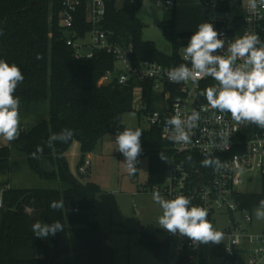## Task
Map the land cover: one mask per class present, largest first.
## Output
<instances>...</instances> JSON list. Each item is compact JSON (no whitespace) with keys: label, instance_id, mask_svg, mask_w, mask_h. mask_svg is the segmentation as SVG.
I'll list each match as a JSON object with an SVG mask.
<instances>
[{"label":"trees","instance_id":"trees-1","mask_svg":"<svg viewBox=\"0 0 264 264\" xmlns=\"http://www.w3.org/2000/svg\"><path fill=\"white\" fill-rule=\"evenodd\" d=\"M141 1L125 0L122 6L107 7L104 29L112 31L120 41L132 44V61L150 60L162 64L180 63L178 50L189 32H176L174 25H163V34L172 43L166 55L152 41L143 40V24L136 17ZM59 0H0V59L16 64L24 80L14 95L20 98L19 112L34 119L29 128H19L16 139L23 150L27 166L40 178L59 181L62 188L19 189L8 181L0 184V264H114L115 252L107 244L108 234L97 219L94 182H81L69 171L65 154L73 140L80 143L78 168L86 155L105 134L126 129L121 117L134 111L132 88L135 82L99 85V77L114 68L112 55L99 52L90 59H77L62 39L58 26ZM147 108L154 107V96L145 82ZM138 116L141 115L137 111ZM72 129L68 142L49 143L53 134ZM42 149L38 151L37 149ZM142 152L148 157V182H154L160 163L172 155L170 143L158 129L142 130ZM11 149L0 146V171L7 170ZM200 162V160H198ZM137 166V164H136ZM88 173V171H87ZM86 173V174H87ZM264 199V179L260 192L242 193L236 197L241 209L251 210ZM63 201L64 208L53 210L52 201ZM40 221H60L63 231L47 238L33 234L32 225ZM139 243L164 263L172 259L170 243L156 238V228L142 226ZM225 258L222 247L208 244L196 252L197 264H217ZM173 264H193L187 252L177 256ZM225 264H235L227 259Z\"/></svg>","mask_w":264,"mask_h":264},{"label":"built area","instance_id":"built-area-1","mask_svg":"<svg viewBox=\"0 0 264 264\" xmlns=\"http://www.w3.org/2000/svg\"><path fill=\"white\" fill-rule=\"evenodd\" d=\"M124 1L59 0L57 21L63 33L62 39L75 58L90 59L99 52L113 56L114 68L106 70L99 77L98 84L115 82L124 86L135 82L132 88L133 105H137L138 111L146 117L148 128L158 129L171 145L173 153L160 163L159 171L153 175L155 181L149 183L147 175L140 190L159 192L167 199L180 195L190 198L193 206L208 211L207 219L213 227L216 216L229 215L230 224L221 231L223 239L218 244L225 254V262L233 259L235 264H264V231L250 232L233 219V213L238 212L247 225L252 222L250 211L241 209L236 197L244 193L239 188L243 184L252 185L257 180L261 187V180L264 179V128L251 123H237L230 113L212 109L206 97L201 95L209 87H218V82L212 77L202 76L180 83L168 78L171 68L181 64L191 67L184 53L190 38L178 39L183 43L178 50V64L132 61V44L120 41L112 31L103 27L109 4L118 7ZM140 1L142 4L143 0ZM159 4L174 7L176 0H157L155 5ZM203 4L207 22L213 25L224 41V46L216 50L215 55H229L230 43L246 32L257 34L264 42V0H256L255 8L250 7V0H204ZM242 63L243 60L238 58L234 67ZM145 82L150 84L149 92L155 98L152 109L147 108L144 99ZM194 109L200 113V119L196 122L197 127L190 130L191 142L185 144L170 140L173 129L166 125V118L179 114L181 119L186 120ZM208 155L218 157L225 167L219 171L203 167L201 161ZM83 163L80 172L86 174L89 157ZM2 204L0 191V207ZM165 239L170 243L172 255L178 256L185 251L192 263L196 252L206 246L166 230Z\"/></svg>","mask_w":264,"mask_h":264},{"label":"clouds","instance_id":"clouds-1","mask_svg":"<svg viewBox=\"0 0 264 264\" xmlns=\"http://www.w3.org/2000/svg\"><path fill=\"white\" fill-rule=\"evenodd\" d=\"M256 0H250V7L255 8ZM260 47H257V45ZM224 46L218 32L208 22L201 23L198 30L190 37L184 47L185 59L190 62L171 68L167 75L175 83L196 80L198 77L210 76L218 82V87L205 89L201 95L206 97L210 107L220 113H230L237 123H251L264 128V42L257 34L245 33L230 43L229 55H215L216 50ZM243 60L242 65L234 67L236 61ZM24 76L16 64H9L0 59V137L6 141H15L19 136L20 98L15 96L17 86ZM200 113L195 109L181 119L179 114L166 118V125L173 129L169 139L176 143H190L191 129L197 127ZM73 136L72 129H64L50 137L54 141L68 142ZM142 131L139 128H126L115 136L116 150L124 157V165L129 174H135L141 148ZM225 144L227 141L225 139ZM42 151V149H37ZM203 167H212L219 171L225 165L218 157L206 156ZM153 200L162 209L158 218L161 228L167 232L190 238L201 244H219L223 233L215 230L207 219L208 211L200 206H193L191 199L183 195L174 199H164L159 192L153 193ZM53 210L64 208L63 201H52ZM257 220H264V199L259 201L254 210ZM33 234L39 238H47L63 231L60 221L52 223L35 222L32 225Z\"/></svg>","mask_w":264,"mask_h":264},{"label":"rangeland","instance_id":"rangeland-1","mask_svg":"<svg viewBox=\"0 0 264 264\" xmlns=\"http://www.w3.org/2000/svg\"><path fill=\"white\" fill-rule=\"evenodd\" d=\"M156 1L143 0L136 11V17L143 24V40L152 41L159 51L170 55L173 46L163 34V25L172 23L176 32H189L192 36L201 23L207 22L204 0H176L174 7L155 5ZM133 108L134 111L122 115L121 123L126 128H139L141 131L148 129L146 117L138 116L139 107L133 105ZM19 118V128L22 126L26 129L34 123V119L24 111L19 112ZM115 136L111 133L105 134L97 141L92 152L86 155L85 159H90L87 174H82L78 168L80 143L73 140L65 154L69 171L79 181L94 182L99 188L95 194L97 219L102 230L108 234L107 244L115 252L114 264H173L177 259L176 255H172L169 263H164L139 243L140 227L147 225L156 228L158 240L165 239V229L158 223L162 209L154 202L152 192L140 190L148 175V157H140L137 171L130 175L124 165L125 157L116 150ZM0 146H8L11 149L9 168L0 171V184L8 181L11 187L19 189L63 187L57 180L47 181L30 171L26 155L19 150L20 143L17 140L8 142L0 137ZM83 165L84 163L81 164ZM239 188L244 193L260 192L257 180L252 185L243 184ZM255 208L250 212V225L242 221L238 212L233 213V219L250 232H261L264 231V220L256 219ZM215 220L214 229L220 232L230 224V216L227 214L218 215ZM193 264H197L196 259Z\"/></svg>","mask_w":264,"mask_h":264},{"label":"water","instance_id":"water-1","mask_svg":"<svg viewBox=\"0 0 264 264\" xmlns=\"http://www.w3.org/2000/svg\"><path fill=\"white\" fill-rule=\"evenodd\" d=\"M24 148H25V143H22L20 145V149L23 150ZM225 261H226L225 258H220V259L217 260V264H225Z\"/></svg>","mask_w":264,"mask_h":264}]
</instances>
